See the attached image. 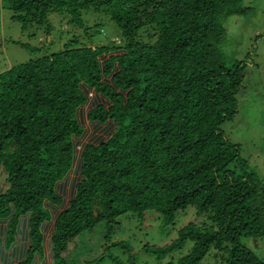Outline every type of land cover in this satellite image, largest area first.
Instances as JSON below:
<instances>
[{
  "label": "trees",
  "instance_id": "1",
  "mask_svg": "<svg viewBox=\"0 0 264 264\" xmlns=\"http://www.w3.org/2000/svg\"><path fill=\"white\" fill-rule=\"evenodd\" d=\"M6 1L13 19L47 36L52 13L87 30L86 12L122 34L106 45L72 37L0 73V227L8 244L29 232L25 263L35 249L46 256L47 232L65 264L69 240L99 221L110 242L123 214L154 210L170 225L192 206L207 221L149 251L191 241L175 264H200L212 249L225 264H264L244 242L264 237V177L222 127L244 86L247 59L223 51L224 20L246 13L242 0Z\"/></svg>",
  "mask_w": 264,
  "mask_h": 264
},
{
  "label": "rangeland",
  "instance_id": "2",
  "mask_svg": "<svg viewBox=\"0 0 264 264\" xmlns=\"http://www.w3.org/2000/svg\"><path fill=\"white\" fill-rule=\"evenodd\" d=\"M241 6L246 13L224 20L227 37L223 51L230 62L247 59L244 86L237 94L238 115L222 127L232 142L240 144L241 154L251 167L264 177V0H242ZM12 15L8 2L0 0V73L44 53L60 50L72 37L80 39L81 43L102 45L122 41L121 31L114 21L92 12L84 15L87 30L71 24L66 14H61L62 18L52 13L50 20L55 29L50 36L32 26L23 27ZM162 221V214L154 210L146 211L142 220L134 213L123 214L118 218L110 242L106 237V222L99 221L92 230L69 240L62 253L65 264H175L191 251L193 242L162 257L148 248L163 247L178 236L183 226L190 222L201 225L207 220L188 206L179 211L174 223L163 225ZM122 240L130 244L129 248L113 245ZM244 242L264 260V237H248ZM31 254L33 259L29 264L40 255L36 249ZM52 264L59 263L53 258ZM200 264H225V257L212 249Z\"/></svg>",
  "mask_w": 264,
  "mask_h": 264
},
{
  "label": "crops",
  "instance_id": "3",
  "mask_svg": "<svg viewBox=\"0 0 264 264\" xmlns=\"http://www.w3.org/2000/svg\"><path fill=\"white\" fill-rule=\"evenodd\" d=\"M6 225H3V227H0V241L2 243L3 250L0 251V256L2 254V251L7 255V260L3 261L0 257V264H23L28 258L30 247H31V239L29 232L27 230V234L25 235L26 238L21 237L18 235L16 238V241H13V243L8 244V232H7ZM3 230V231H1ZM49 233L47 232V238H45V246H48L49 249L46 250V256L41 257L40 255L37 256V258L34 260L33 264H52L53 263V257L51 256L52 249L49 244L48 240ZM24 242V243H22ZM20 244H23V246H20ZM53 255V254H52ZM32 264V262H31Z\"/></svg>",
  "mask_w": 264,
  "mask_h": 264
}]
</instances>
